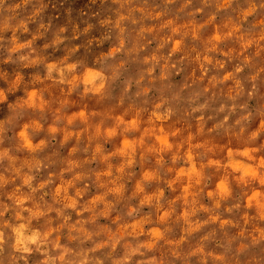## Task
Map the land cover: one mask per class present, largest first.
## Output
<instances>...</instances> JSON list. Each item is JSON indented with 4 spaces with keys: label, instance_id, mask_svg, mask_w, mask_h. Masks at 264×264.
<instances>
[{
    "label": "clouds",
    "instance_id": "1",
    "mask_svg": "<svg viewBox=\"0 0 264 264\" xmlns=\"http://www.w3.org/2000/svg\"><path fill=\"white\" fill-rule=\"evenodd\" d=\"M0 264H264V0H0Z\"/></svg>",
    "mask_w": 264,
    "mask_h": 264
}]
</instances>
